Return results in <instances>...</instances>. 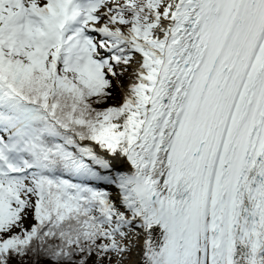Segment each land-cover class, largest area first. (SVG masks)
I'll return each mask as SVG.
<instances>
[{
  "label": "snow or ice",
  "instance_id": "1",
  "mask_svg": "<svg viewBox=\"0 0 264 264\" xmlns=\"http://www.w3.org/2000/svg\"><path fill=\"white\" fill-rule=\"evenodd\" d=\"M0 264H264V0H0Z\"/></svg>",
  "mask_w": 264,
  "mask_h": 264
}]
</instances>
